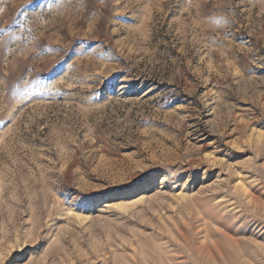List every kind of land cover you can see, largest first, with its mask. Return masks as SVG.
I'll use <instances>...</instances> for the list:
<instances>
[{"label":"rangeland","instance_id":"374dc122","mask_svg":"<svg viewBox=\"0 0 264 264\" xmlns=\"http://www.w3.org/2000/svg\"><path fill=\"white\" fill-rule=\"evenodd\" d=\"M0 264H264V0H0Z\"/></svg>","mask_w":264,"mask_h":264}]
</instances>
